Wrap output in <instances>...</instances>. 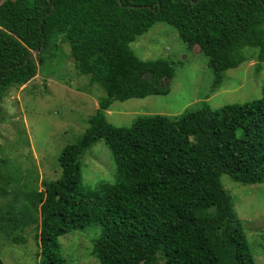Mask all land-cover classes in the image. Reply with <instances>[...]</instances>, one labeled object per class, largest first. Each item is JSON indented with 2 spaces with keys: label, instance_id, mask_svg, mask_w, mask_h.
<instances>
[{
  "label": "trees",
  "instance_id": "trees-1",
  "mask_svg": "<svg viewBox=\"0 0 264 264\" xmlns=\"http://www.w3.org/2000/svg\"><path fill=\"white\" fill-rule=\"evenodd\" d=\"M157 22L208 56L214 89L226 70L254 57L263 70L264 0H0V114L8 90L31 82L65 42L77 69L105 92L78 141L62 149L60 176L31 190L24 211H0L7 239L22 240L37 224L41 264H66L60 236L93 223L102 226L91 249L100 264H256L221 176L264 182V86L242 104L140 115L130 127L107 119L114 101L170 92L174 64L142 59L130 46ZM100 139L116 181L86 191L80 158ZM7 162L0 157L2 182H10Z\"/></svg>",
  "mask_w": 264,
  "mask_h": 264
},
{
  "label": "rangeland",
  "instance_id": "rangeland-1",
  "mask_svg": "<svg viewBox=\"0 0 264 264\" xmlns=\"http://www.w3.org/2000/svg\"><path fill=\"white\" fill-rule=\"evenodd\" d=\"M130 46L142 59L169 60L175 66V75L168 94L114 101L106 116L115 126L130 127L140 115L175 117L200 108L204 102L216 109L261 96L264 67L256 71V57L226 70L222 85L214 89L215 72L208 56L198 46L188 47L167 23H155ZM249 49L257 52V48H246ZM40 66L31 82L10 88L2 103L0 157L8 161L10 182L0 181V211L9 212L12 207L24 211V200L31 190H42L43 179L50 181L60 176L58 160L62 149L78 141L98 108V98L105 94L100 85L90 84L89 75L77 69L67 42L54 59ZM80 161L84 190L95 191L101 183H115L116 161L103 139L85 149ZM221 182L244 225L256 264H264V182L244 184L227 174L221 176ZM39 231L37 224L30 223L18 241L7 239L0 231V259L5 264H41ZM101 231L102 226L93 223L60 236L65 263L100 264L91 249Z\"/></svg>",
  "mask_w": 264,
  "mask_h": 264
},
{
  "label": "water",
  "instance_id": "water-1",
  "mask_svg": "<svg viewBox=\"0 0 264 264\" xmlns=\"http://www.w3.org/2000/svg\"><path fill=\"white\" fill-rule=\"evenodd\" d=\"M136 7H140V6H136ZM41 52H42V49L35 50V51H33V52L30 54L29 58L35 59V55H36V54H38V56L40 57V56H41ZM27 61H28V60H27Z\"/></svg>",
  "mask_w": 264,
  "mask_h": 264
}]
</instances>
